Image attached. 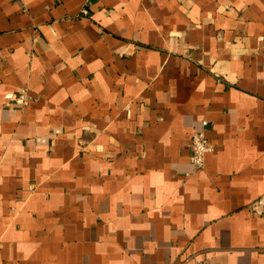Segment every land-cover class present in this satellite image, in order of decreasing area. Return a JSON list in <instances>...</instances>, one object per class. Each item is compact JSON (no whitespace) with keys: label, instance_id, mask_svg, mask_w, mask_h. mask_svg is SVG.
<instances>
[{"label":"crops","instance_id":"0c3cea01","mask_svg":"<svg viewBox=\"0 0 264 264\" xmlns=\"http://www.w3.org/2000/svg\"><path fill=\"white\" fill-rule=\"evenodd\" d=\"M262 194L264 0H0V264H264Z\"/></svg>","mask_w":264,"mask_h":264},{"label":"built area","instance_id":"2783aa9c","mask_svg":"<svg viewBox=\"0 0 264 264\" xmlns=\"http://www.w3.org/2000/svg\"><path fill=\"white\" fill-rule=\"evenodd\" d=\"M84 14L87 12L84 10ZM29 100L27 98V92L25 89L20 90L15 98L14 103L19 106H26ZM207 122L202 123V128L195 132L190 141V162L194 170H200L203 168L205 163V155L209 152H212L213 146L206 138L205 135V127ZM248 211L250 214L256 217L264 216V194L256 198L251 204L248 206ZM196 264H207L206 261L197 260Z\"/></svg>","mask_w":264,"mask_h":264}]
</instances>
